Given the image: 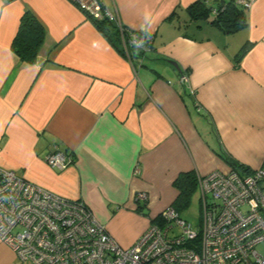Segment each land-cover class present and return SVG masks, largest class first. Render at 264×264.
<instances>
[{
  "label": "crops",
  "instance_id": "1",
  "mask_svg": "<svg viewBox=\"0 0 264 264\" xmlns=\"http://www.w3.org/2000/svg\"><path fill=\"white\" fill-rule=\"evenodd\" d=\"M100 1L123 28L153 37L142 66L130 53L129 61L121 34L123 53L68 0H0V168L82 201L130 247L172 205L179 174L232 170L220 151L248 172L262 167L264 0L232 34L212 17L189 20L187 8L203 0ZM25 13L45 32L35 64L11 49ZM55 148L72 156L63 171L45 162ZM138 193L148 216L137 211ZM0 264L31 263L0 241Z\"/></svg>",
  "mask_w": 264,
  "mask_h": 264
},
{
  "label": "built area",
  "instance_id": "2",
  "mask_svg": "<svg viewBox=\"0 0 264 264\" xmlns=\"http://www.w3.org/2000/svg\"><path fill=\"white\" fill-rule=\"evenodd\" d=\"M68 1L91 19L115 23L129 61L131 50L146 51L153 42L151 34L123 28L100 0ZM253 3L236 2L244 10ZM188 81L186 72L179 75V85ZM45 162L63 171L73 159L55 148ZM196 178L201 193L196 228L168 207L159 214L160 223H150L132 246L123 247L82 201L0 168V241L31 264H264L259 251L264 248V163L244 174L213 171ZM135 200H146V195L138 193ZM175 227L180 233L171 235Z\"/></svg>",
  "mask_w": 264,
  "mask_h": 264
},
{
  "label": "trees",
  "instance_id": "3",
  "mask_svg": "<svg viewBox=\"0 0 264 264\" xmlns=\"http://www.w3.org/2000/svg\"><path fill=\"white\" fill-rule=\"evenodd\" d=\"M11 1V0H8ZM190 21L209 20L211 17V24L222 29L226 34H232L241 28L246 27V17L244 15V9L236 4V2H218L215 5H207L206 1H196L187 8ZM97 28L109 37L110 41L118 49L117 43L120 37V32L116 25L109 20H96L92 19ZM111 28L114 35L108 36L107 31ZM125 36H127V33ZM45 32L42 25L31 14L25 13L19 23V28L16 36L13 39L11 49L18 59L26 64H35L39 49L43 43ZM152 44L145 50H131V59L136 61L140 66L143 65V60L147 57V54L152 50ZM119 50V49H118ZM121 51V50H119ZM123 53V50L121 51ZM244 54L242 49L238 55L241 58ZM135 62V63H136ZM182 72H180L181 74ZM218 155L222 160L229 165L233 171L248 172L246 168L235 160L230 158L225 152L220 151ZM173 187L177 191V196L174 199L170 207L174 208L178 213L187 207L191 193L197 189V178L193 172L181 173L173 181ZM137 211L144 216H148V212L144 210L147 206V200L136 201ZM150 223H160L159 215L153 218Z\"/></svg>",
  "mask_w": 264,
  "mask_h": 264
},
{
  "label": "rangeland",
  "instance_id": "4",
  "mask_svg": "<svg viewBox=\"0 0 264 264\" xmlns=\"http://www.w3.org/2000/svg\"><path fill=\"white\" fill-rule=\"evenodd\" d=\"M200 198L201 193L195 189L190 195L187 207L179 213L180 218L191 224L193 228H196L200 223ZM179 233L180 230L175 227L171 235H178ZM259 251L264 254V248H259Z\"/></svg>",
  "mask_w": 264,
  "mask_h": 264
},
{
  "label": "water",
  "instance_id": "5",
  "mask_svg": "<svg viewBox=\"0 0 264 264\" xmlns=\"http://www.w3.org/2000/svg\"><path fill=\"white\" fill-rule=\"evenodd\" d=\"M169 62H170V64L173 65L175 68H178V65H177L175 62H173V61H169Z\"/></svg>",
  "mask_w": 264,
  "mask_h": 264
}]
</instances>
